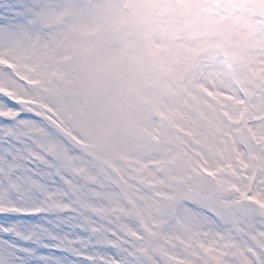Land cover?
<instances>
[{"label":"snow or ice","instance_id":"snow-or-ice-1","mask_svg":"<svg viewBox=\"0 0 264 264\" xmlns=\"http://www.w3.org/2000/svg\"><path fill=\"white\" fill-rule=\"evenodd\" d=\"M244 4L0 0V264H264V0Z\"/></svg>","mask_w":264,"mask_h":264},{"label":"rangeland","instance_id":"rangeland-1","mask_svg":"<svg viewBox=\"0 0 264 264\" xmlns=\"http://www.w3.org/2000/svg\"><path fill=\"white\" fill-rule=\"evenodd\" d=\"M246 9L247 5L244 4V0H211L210 14L214 16H225L231 21L235 20L237 17L246 15ZM238 27L240 30L246 29V25L243 22H241ZM117 163L122 168H127V162L119 161ZM115 190V185H108L107 189H105L106 192H113ZM115 199L116 198L111 195H105L104 202L110 205Z\"/></svg>","mask_w":264,"mask_h":264}]
</instances>
